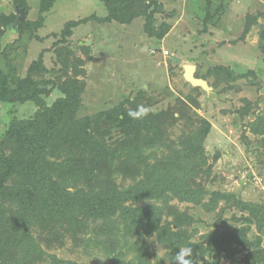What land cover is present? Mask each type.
I'll use <instances>...</instances> for the list:
<instances>
[{"label":"rangeland","instance_id":"rangeland-1","mask_svg":"<svg viewBox=\"0 0 264 264\" xmlns=\"http://www.w3.org/2000/svg\"><path fill=\"white\" fill-rule=\"evenodd\" d=\"M21 1L24 21L39 22V26L5 28L1 21L17 17L14 7L18 5L15 0H0V70L9 72L11 65V80L16 81L40 59L41 69L32 78L43 107L34 99L0 101V145L7 150L6 146L13 145L5 141L11 127L24 125L41 109H52L69 90L79 102L74 113L79 122L118 104L131 110L143 105L149 109L146 116L159 115L162 139L149 146L143 143L137 158L131 159L119 147L136 137L130 134L126 139L112 120L104 118L91 119L87 129L101 145L119 148L121 155L117 153L114 164L100 157L94 163L75 160L79 156L68 144L79 139L66 129L46 142V150L55 148L47 155L52 163L71 162L63 166L69 179L73 165L93 174L94 179L81 177L71 190L97 191L109 186L120 190L145 177L142 168L133 167L131 161H165L206 120L209 126L202 151L208 173L200 172L191 183L203 187L206 196L199 203L172 196L167 207L157 200L141 201L137 206L161 208L158 222L188 233L193 244L206 246V239L211 238L203 253L192 247L194 264H245L257 245V251L264 252V226L259 229L255 222L249 223L247 214L233 203L237 198L264 205V0H158L164 14L156 15L155 24H170L161 40L147 37L139 18L129 24L97 20L107 16L102 0H54L45 12H40L41 0ZM81 19L70 35H61L65 23ZM186 64L195 65V76L208 82L210 93L185 80ZM218 66L228 67L233 77L225 71L219 74ZM141 139H145L144 132ZM79 145L87 155V145ZM99 153L106 154L105 150ZM212 192L229 197H221L209 211L204 204ZM8 209L16 212L13 204ZM174 214H184L192 222L175 224ZM31 222L29 232L39 248L26 257L22 250H14L15 256L5 257L4 264H177L176 255L184 247L173 248L158 232L146 234V228L126 226L121 216L64 221L52 227L59 234L48 228L52 224L47 220ZM243 227H248L245 238L233 237L221 244L222 237ZM13 256L22 260L13 261Z\"/></svg>","mask_w":264,"mask_h":264},{"label":"trees","instance_id":"trees-1","mask_svg":"<svg viewBox=\"0 0 264 264\" xmlns=\"http://www.w3.org/2000/svg\"><path fill=\"white\" fill-rule=\"evenodd\" d=\"M53 1L41 0L40 12H45ZM102 2L107 11V16L97 18L101 22L115 21L120 24H129L134 19L139 18L143 20V31L147 37L156 40H161L170 28V24L165 21L159 25L155 24L156 15L158 13L164 14L158 1L102 0ZM15 3L18 8H24L21 0H15ZM207 16L208 14L203 19L204 23L208 20ZM82 20L65 23L61 35L64 37L70 35L71 29L82 23ZM1 25L8 29L14 26L17 29L23 27L29 30L30 28L37 29L39 22L20 21L18 16H15L11 20L4 17ZM8 66L9 72L12 71L13 67ZM216 68L219 74L225 71L226 76L233 77V73L228 67L218 66ZM39 69H41L40 59L31 63L26 69V76L23 79L16 81L11 80L9 72L0 70V101L34 99L43 107V102L36 95L32 78ZM194 88L201 87L195 86ZM74 94L73 91L69 90L67 97L59 100L52 109H45V111L41 109L33 119L28 120L24 125L18 128L11 127L6 132L5 141L12 142L13 145L6 146L7 150L0 145V241L4 244L1 245L0 243V264H4L5 257L10 256V254L15 256L14 250H22V254L26 257L30 250L34 251L39 248L31 232H29L32 219L33 221L47 220V223L52 224L48 228H52L61 226L64 221L80 223L84 219H108L121 216L126 226H135L137 229L146 228V234L158 232V234L165 236V242L175 249L190 244L196 252L203 253L207 250L210 247L211 238L206 239V246L198 243L193 244L189 241L188 233L172 229L169 223L158 222V218L161 217V208L155 204L137 206V203L157 200L167 207L172 196L192 203H199L206 196L207 192L203 187L192 186L191 183L194 182V176L200 172L206 173L207 170L208 173L209 164L206 161L207 156L202 151V143L208 131L209 123L202 119L200 127L182 139L175 149L168 154L165 161H155L151 164L146 161H131L133 167L140 166L145 174L144 178L131 186L120 190L111 186L97 191L85 192L78 188L71 190L70 186L77 183L81 177L88 178L91 176L90 180L94 177H92L93 174L81 172L80 167L73 165L72 176L69 179L63 171V166L66 165L67 161L62 165L60 163L59 166L50 161L47 155H52L51 153L54 152L55 148L53 145L46 150V142L54 133L63 129H66L67 133L72 132L70 135L79 140L68 145L79 156L75 160L86 163H94L97 161V157H100L106 160L103 162L114 164L113 159L117 153L121 155L118 147L103 146L98 137L95 138L91 135L87 129L91 119L92 122L100 118L112 120L113 125L125 133L126 139L129 138L130 134L134 135L135 141L128 142L127 140L126 143L125 139V144L122 143L119 146L131 159L141 156L143 143L149 146V143L153 145L162 139L160 129L162 123L158 122L159 115L132 119L128 115L131 109H125L123 104L97 113L91 119H83V122L75 120L74 113L79 102ZM194 104H197L196 99ZM163 114L169 119L166 113ZM170 119H174L173 115H170ZM263 122L264 117L261 124ZM142 132L145 133L144 140L141 139ZM79 144L87 145L89 150L87 155L82 152ZM99 150H105L104 157L100 155ZM221 197L228 198L229 195L212 192L207 203L204 204L206 210H214L217 200ZM234 201L235 207L247 214L245 220L249 223L255 222L259 229L264 226V205L245 203L237 198ZM127 202L135 205H127ZM11 204L15 207V213L8 209ZM172 212L174 213V211ZM174 217L173 222L175 224L182 221L192 222V219L184 214H174ZM2 222H6L5 225H1ZM7 228L9 229L7 230ZM247 230L248 227L234 230L229 236L221 238V244L234 240L233 237L245 238ZM52 231L59 234L57 228H52ZM257 247L258 245L252 250L256 255L251 253L245 264H264V252L257 251ZM14 258L15 260L11 257L13 261L22 260L17 257ZM58 263L61 264V262ZM62 264L73 263L62 262Z\"/></svg>","mask_w":264,"mask_h":264},{"label":"water","instance_id":"water-1","mask_svg":"<svg viewBox=\"0 0 264 264\" xmlns=\"http://www.w3.org/2000/svg\"><path fill=\"white\" fill-rule=\"evenodd\" d=\"M152 1H158V0H152ZM16 12L18 13V18L20 21H23L25 16H24V10L22 8H18L17 6L14 7ZM144 51H147V47L142 48ZM184 72H183V77L185 78L186 81H188L191 85L194 86H199L201 87L204 91L207 93H210L212 91V87L208 84V82L202 78H197L195 76V65L192 64H186L183 66ZM147 86L145 85V88ZM236 121V119L234 120Z\"/></svg>","mask_w":264,"mask_h":264},{"label":"clouds","instance_id":"clouds-1","mask_svg":"<svg viewBox=\"0 0 264 264\" xmlns=\"http://www.w3.org/2000/svg\"><path fill=\"white\" fill-rule=\"evenodd\" d=\"M148 112V108L144 107L143 105H138L136 109L129 110L128 115L132 119H139L143 116H146ZM175 259L177 264H194L192 246L189 244L187 246L181 247Z\"/></svg>","mask_w":264,"mask_h":264},{"label":"built area","instance_id":"built-area-1","mask_svg":"<svg viewBox=\"0 0 264 264\" xmlns=\"http://www.w3.org/2000/svg\"><path fill=\"white\" fill-rule=\"evenodd\" d=\"M166 54H167V51L164 52V55H166Z\"/></svg>","mask_w":264,"mask_h":264},{"label":"crops","instance_id":"crops-1","mask_svg":"<svg viewBox=\"0 0 264 264\" xmlns=\"http://www.w3.org/2000/svg\"><path fill=\"white\" fill-rule=\"evenodd\" d=\"M143 47H144V46H143ZM143 47H142V48H143ZM145 47H146V46H145ZM183 72H184V68H183Z\"/></svg>","mask_w":264,"mask_h":264}]
</instances>
